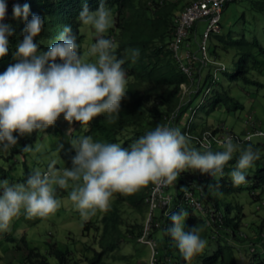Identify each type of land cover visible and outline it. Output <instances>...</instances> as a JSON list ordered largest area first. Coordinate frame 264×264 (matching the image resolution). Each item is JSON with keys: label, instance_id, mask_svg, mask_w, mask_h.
Returning a JSON list of instances; mask_svg holds the SVG:
<instances>
[{"label": "clouds", "instance_id": "clouds-1", "mask_svg": "<svg viewBox=\"0 0 264 264\" xmlns=\"http://www.w3.org/2000/svg\"><path fill=\"white\" fill-rule=\"evenodd\" d=\"M149 1L155 3L156 0ZM172 1L176 0H164V3ZM189 1L183 0L181 4L177 1V7L179 5L182 7L175 10L174 14ZM6 11L5 0H0V58L8 55V37L13 35L11 25L3 23L6 19ZM13 15L17 19L21 17L24 19L25 28L23 40L16 46L14 54L17 62L0 73V151L7 153L17 145L18 137L14 136V133L23 137L37 131L44 132L55 125L61 115L70 124L75 121L81 127L89 126L94 118L102 115L109 123L114 122L121 112L122 101L127 98L128 81L127 73L122 67L125 60L119 59L115 54L117 45L114 42L115 38L112 37L115 33L105 38V33L113 27L115 21L104 0H101L98 9L94 12L89 11L85 4L79 14L78 19L82 25L94 29L96 34L95 42L84 54L70 26L63 28L57 41L48 46L46 51H38L39 45L34 42V38L42 32L44 20L37 14H33L29 20L28 4H24L23 7L19 4L14 5ZM117 22L122 21L119 19ZM220 32L221 27L218 33ZM170 41L171 38L168 45ZM126 51L131 53V58L135 62L139 50ZM169 54L172 58L170 51ZM173 62L178 71L177 64L174 60ZM219 67L220 71L226 70V65L223 63ZM204 68L199 69L200 74H195L194 86L197 88V93L200 90V82L197 85V78L200 77V81L202 80L201 74ZM217 73L215 81L218 80ZM183 77L184 80L178 84L179 100L180 84L187 81L184 75ZM212 77L213 72L211 77L208 73L204 80H211ZM207 88L210 91V85ZM194 89L195 87L191 89L187 99L180 100L183 104L191 100ZM202 102L200 101L194 109H191L190 105L187 106L190 114L186 121L176 113L174 127L165 125V116L168 115H164L161 125L140 136L127 148L118 143L94 142L91 136H84L71 143L75 156L72 157L70 169L49 168L45 172L35 169L25 183L10 184L8 180L0 181V232L10 231L13 221L19 218L22 212L27 218H48L54 215L61 207V201L55 195L54 185L61 189L71 188L69 199L81 218L87 221L96 216L97 212H108L115 193L130 196L149 185H153L154 190L168 185H173L175 188V181L185 172L190 174L195 172V175L191 174L193 183L183 190L190 189L195 196L194 190L200 189L201 182L224 175V169L235 153H239V158L230 173L231 181L234 186L246 184L248 182L246 170L259 159V153L254 151L251 144L242 149L240 144L233 142L231 136H227L221 142L223 150L214 152L213 149L221 147L204 150L184 134L186 128L190 135H198L205 130L216 132L220 126L228 132L241 134L229 130L223 124L212 129L191 128L192 118ZM251 119L248 118L245 122L244 132L252 125L259 128L251 123ZM62 147L59 145L57 151H61ZM24 150L28 151L30 147H25ZM195 181L198 186L194 184ZM170 195L172 199L168 207L158 208L163 209L165 215L172 208L170 205L174 195L171 193ZM180 199L186 207L198 211L188 206L182 200V195ZM146 206L148 208L147 204ZM201 210L203 212V209ZM154 211L151 223L144 224L142 236L138 239L149 244L153 249L156 247L155 242L145 237L151 226L154 224L157 226ZM148 213L149 208L146 219ZM187 216L188 213L183 209L172 213L170 217L172 227L167 229V233L176 242L185 261L191 262L197 256L204 254L207 240L201 238V229L194 227L185 231L184 222ZM162 221L163 219L160 225Z\"/></svg>", "mask_w": 264, "mask_h": 264}, {"label": "trees", "instance_id": "trees-1", "mask_svg": "<svg viewBox=\"0 0 264 264\" xmlns=\"http://www.w3.org/2000/svg\"><path fill=\"white\" fill-rule=\"evenodd\" d=\"M149 0L140 1L138 5L134 4V0H104L106 7L115 8V17L121 23L114 22V26L120 31L119 34L114 36L117 48L115 54L119 59H124L125 63L122 66L127 73V98L122 101L121 112L119 117L110 123L108 130L106 127L103 133L106 135L107 143L115 142V135L124 129H134L136 138L146 134L150 130H154L157 125H161L164 115H169L176 112L181 116L183 108L187 107L190 102L183 104L177 97L178 84L184 80L174 65V62L167 49L168 42L171 38L170 20L177 8V1L165 2L162 6H150ZM230 1L228 0L224 5L223 11ZM101 0H5L7 4L6 19L3 23L9 24L12 27L13 35L9 36V52L4 58H0V73L6 71L7 67L15 64L17 61L14 58L16 46L22 42L24 36L25 21L21 17L15 18L13 15V7L19 4L23 7L24 4L29 5L30 20L33 14L39 15L44 20V28L39 36L34 38V42L39 45L38 51H46L47 47L56 42L58 36L65 26H70L72 34L77 37V43L81 44V35L79 31L80 21L78 19L80 12L83 10L85 4L89 11L98 9ZM250 8L258 14L264 16V0H247ZM130 8V19H123L122 13ZM125 23V26L123 25ZM222 22L220 27L222 29ZM158 35V42L154 38ZM117 36L118 44H117ZM226 37V38H225ZM229 47L236 48L240 51V58L233 62L230 79L232 81L240 80L244 84L253 85L257 89L264 88V82L259 81L254 77L257 74L258 66L264 65V47L258 42L256 38L248 41L243 35L241 37L223 35L216 41L213 46L214 58L220 60L216 54V49L221 48L226 51ZM130 49H138L139 55L136 57L135 62L131 58V53L126 51ZM212 48H210L211 50ZM261 57L260 59L257 56ZM60 61L58 60L57 63ZM251 63V64H249ZM227 77L226 70L220 71ZM207 79L206 81H209ZM205 81V82H206ZM210 91L207 97L202 102L205 112L209 113L221 106L230 105L233 108H242L234 97L230 96L227 89L221 86L219 89L218 81H209ZM216 87V88H215ZM213 88H215L213 90ZM181 102V103H180ZM201 105V106H202ZM110 131V132H109ZM244 134V129L240 135ZM249 140H240L234 143L241 145L242 149L247 148L249 144L253 146L254 151L259 153V159L253 163V166L246 171L247 183L244 186H234L228 173L233 170L236 160L239 158V153L233 155V159L228 163L224 169L222 177L214 178L210 181H203L200 183L199 188L195 191V196L202 206L203 212L193 210L186 207L181 203V192L193 183V179L189 172L182 173L181 176L175 181V194L173 197V206L163 218V226L153 225L148 230L145 238H151L155 229H162L164 238L168 242L164 248L162 258L154 261L156 264H236L237 255L242 258L241 249L251 251L250 262L251 264H264V238H263V222L260 225H255L259 228L260 240L254 242V232L251 229L253 223H243L242 207L233 200L228 203L226 200L221 207L219 206V199L217 191L222 192L224 195H232L235 198L238 193L243 190L247 191L250 200L256 202V209L260 210L264 205L259 194L264 192V139L261 141L252 142ZM136 139V140H137ZM135 140V141H136ZM130 144L125 143L122 147L127 148ZM223 148H216L212 151H222ZM203 152V151H201ZM32 174L29 169L24 167L23 183L26 182L28 176ZM198 186V183H194ZM150 186V185H149ZM145 188L146 192L149 188ZM194 189V188H193ZM256 191H260L257 193ZM146 192H139L127 196L126 200L129 201L131 207L136 206L137 209L144 208L146 203L144 197ZM260 204V205H259ZM118 206V208H117ZM181 209L188 213L184 222L185 231H189L196 227L203 229L201 238L207 240V247L203 255L197 256L191 262H186L178 250L176 242L171 239L167 233V229L172 227L171 214L179 212ZM159 210V209H158ZM161 216L165 214L163 209L159 210ZM102 216V235L106 234L110 229H115L120 220V205L119 199H116L110 207V210L103 213ZM202 217H201V216ZM264 220V219H263ZM85 229L88 226H84ZM134 230H128L129 235L133 234ZM142 231H136L133 234L135 239L142 236ZM211 240L214 245H211ZM119 241V240H118ZM248 243V246L246 244ZM118 244V242H117ZM155 244H157L155 242ZM247 248H246V247ZM116 247V244H111L110 248ZM92 248V247H91ZM212 248L210 252L208 249ZM58 264H71V259L66 258L67 252L60 251L55 247L53 250ZM173 251L175 253H173ZM106 253V249L102 248L100 251H95L92 258H86L85 264H100L102 258ZM236 254V255H235ZM39 256V253H35ZM155 258V256H154ZM161 259L163 260L161 263ZM41 264H48L47 261L41 258ZM153 263V264H154ZM74 264H77L74 261Z\"/></svg>", "mask_w": 264, "mask_h": 264}, {"label": "rangeland", "instance_id": "rangeland-1", "mask_svg": "<svg viewBox=\"0 0 264 264\" xmlns=\"http://www.w3.org/2000/svg\"><path fill=\"white\" fill-rule=\"evenodd\" d=\"M140 1L145 0H134V4L138 5ZM176 1L179 4L183 2V0ZM249 5L247 0H236L228 3L221 15V32L212 34L207 41L210 59H214L213 46L216 45L217 39L223 35L229 34L236 37L243 35L248 41L256 38L264 47V16L251 9ZM109 9L112 12L113 21L117 22L116 18L114 19L115 8ZM129 12H131L130 8L124 14L122 13L123 19H130ZM123 25L125 26V23ZM206 25V21L196 23L191 34L189 50L195 52L196 43H200ZM195 30L196 40L193 38ZM79 31L81 35V52L84 54L87 52L88 47L95 42L96 34L94 29L84 26L82 23L79 25ZM120 31L121 28L118 30L113 24V27L105 33V38H108L112 32L116 35L119 34L120 37ZM119 37L117 36V44ZM154 41L158 42V35H156ZM210 48L212 49L210 50ZM216 54L220 58L218 61L226 65L228 74L225 77L220 72L217 73L218 88L224 86L229 95L242 104V108H233V106L221 104L219 108L206 113L202 105L192 118L191 128L195 130L201 128L212 129L223 124L229 130L240 133L244 129L247 119L252 118L251 123L264 130V88L257 89L255 86L244 84L240 80L232 81L230 79L233 62L240 58L241 53L239 50L232 47H229L226 51L217 48ZM257 58L260 59L261 57L258 55ZM262 61L264 62V59ZM213 69H215L213 65H210L202 70L200 90L197 93V88L194 86L195 92L192 93L189 101L191 109L198 106L200 101H204V91L209 86V81L204 82V79L208 73L210 77L212 76ZM257 69L259 72L254 73V77L264 82V65H259ZM189 114L190 110L185 107L181 111V118L186 121ZM109 125L110 123L103 115L94 118L89 126L83 127L75 121L70 124L61 115L55 125L47 128L44 132L37 131L23 137H20L18 133H14L13 135L18 137L17 145L7 153L0 151V181L8 180L10 184L23 183L25 166L30 172L35 169H40L42 172L48 171L49 168L53 170L70 169L72 167V157L75 156V150L71 145L72 141L84 136H91L94 142L107 143L103 130L106 126L110 130ZM136 139L135 130L129 128L115 135L114 143L121 146L125 143L131 145ZM260 139L259 137H253L252 142L261 141ZM59 145L63 146L61 151H57ZM25 147H30V150L25 151ZM191 174L195 175V172H191ZM228 177L231 179L230 173H228ZM71 183L70 181L69 184L71 185ZM242 186L245 187V185ZM54 190L56 198L61 201V207L54 215L48 218H27L22 212L19 218L13 221L10 231L0 232V264H41V258L45 259L48 264H58V259L52 251L55 247L60 251L67 252L65 257L71 259V264H74V261L77 264H85L84 257L92 258L94 252L100 251L102 248L106 249V253L100 264H153L155 259L162 258L164 248L168 243L164 238L162 229L153 230L154 233L150 239L157 243L154 249L149 244L135 239L136 236L134 237L138 231L143 230L144 224L147 225L149 221L148 218L146 219L148 212L146 205L143 209L140 208V205H137L139 209L136 206L131 207L129 201L126 200L127 196L115 193L111 204L119 199L120 220L115 229H110L102 235L103 213L97 212L96 216L85 221L69 199L71 188L61 189L59 186L54 185ZM195 190L197 191L198 188H195ZM139 192H146V190L142 188L137 193ZM168 192L175 194L173 185H170ZM256 192L259 193L260 191ZM216 193L220 207L225 200L230 204L235 200L242 207V213L244 214L242 221L243 223H253L251 229L256 232L254 242H259L261 238L260 230L255 225H260L264 221V207L257 210L256 202L250 200L246 190L238 193L235 198H232L231 194L224 195L220 191ZM259 196L264 198V192ZM170 206H173V202ZM154 215L157 218V226L159 227L165 214L161 216L160 211L156 209ZM85 225L88 226L87 229L84 228ZM128 230H134V235H129ZM262 230L264 238V227ZM202 232L203 229L201 228V236ZM210 243V246L215 244L213 240ZM111 244H116V247L110 248ZM246 246H248V243ZM211 249L209 248L208 252ZM241 252L242 258L237 255L236 264H251L249 254L251 251L248 248L247 250L242 248ZM35 253H39V256H36ZM173 253L175 252L173 251ZM162 261L161 259V263Z\"/></svg>", "mask_w": 264, "mask_h": 264}, {"label": "built area", "instance_id": "built-area-1", "mask_svg": "<svg viewBox=\"0 0 264 264\" xmlns=\"http://www.w3.org/2000/svg\"><path fill=\"white\" fill-rule=\"evenodd\" d=\"M228 0H190L183 8L171 17L170 21V34L171 41L168 45V49L172 55L173 60L177 64V69L186 77V82L180 84L178 95L180 100L187 99L190 95L191 89L195 84V74L199 72L202 67L213 65V77L212 82L216 79V73L221 70L219 67L221 62L215 59H210L208 56L207 41L210 36L220 31V19L223 11V7ZM148 4L152 6H162L164 0H156L155 3L149 1ZM206 21V29L202 35L200 43H196V52L189 50L190 38L193 29L197 22ZM196 40V30L193 36ZM200 53V55H195ZM197 61V63H195ZM198 68V69H197ZM200 82V77L197 78V85ZM209 89H205L204 97L208 94ZM176 112L170 113L165 116V125L174 127V117ZM248 123V122H247ZM184 134L191 138L194 143L204 150L212 149L214 147H221V142L225 137L231 136L233 142L240 140H249L247 137H261L264 139V130L251 126L247 129L243 135H237L232 132L226 131L223 126L218 127L216 132L205 130L198 135H190L187 128ZM168 186H161L158 190H154V186L151 185L149 192L145 198V203L148 205V223H151L152 212L158 208L168 207L172 196L168 193ZM182 200L190 207L201 210L199 200L192 194L191 190H185L182 192ZM264 203V202H262Z\"/></svg>", "mask_w": 264, "mask_h": 264}, {"label": "crops", "instance_id": "crops-1", "mask_svg": "<svg viewBox=\"0 0 264 264\" xmlns=\"http://www.w3.org/2000/svg\"><path fill=\"white\" fill-rule=\"evenodd\" d=\"M181 7H182V5H179V6L176 8V10H179Z\"/></svg>", "mask_w": 264, "mask_h": 264}]
</instances>
